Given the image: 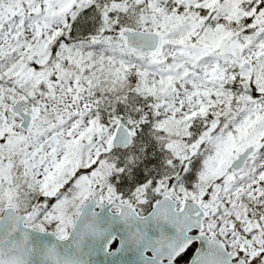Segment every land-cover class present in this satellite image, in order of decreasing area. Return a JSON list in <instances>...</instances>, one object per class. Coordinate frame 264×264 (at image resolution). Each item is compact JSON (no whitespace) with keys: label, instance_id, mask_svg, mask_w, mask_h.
Returning <instances> with one entry per match:
<instances>
[{"label":"snow or ice","instance_id":"obj_1","mask_svg":"<svg viewBox=\"0 0 264 264\" xmlns=\"http://www.w3.org/2000/svg\"><path fill=\"white\" fill-rule=\"evenodd\" d=\"M0 264H264V0H0Z\"/></svg>","mask_w":264,"mask_h":264}]
</instances>
